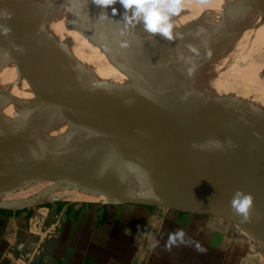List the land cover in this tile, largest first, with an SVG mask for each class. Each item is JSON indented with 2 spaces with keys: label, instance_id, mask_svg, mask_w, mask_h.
<instances>
[{
  "label": "water",
  "instance_id": "95a60500",
  "mask_svg": "<svg viewBox=\"0 0 264 264\" xmlns=\"http://www.w3.org/2000/svg\"><path fill=\"white\" fill-rule=\"evenodd\" d=\"M112 7L0 0V211L211 215L264 250V0H182L173 41Z\"/></svg>",
  "mask_w": 264,
  "mask_h": 264
},
{
  "label": "crops",
  "instance_id": "0c3cea01",
  "mask_svg": "<svg viewBox=\"0 0 264 264\" xmlns=\"http://www.w3.org/2000/svg\"><path fill=\"white\" fill-rule=\"evenodd\" d=\"M178 229L192 243L169 251L168 235ZM232 244L230 224L211 215L70 203L49 211H0V264H231Z\"/></svg>",
  "mask_w": 264,
  "mask_h": 264
},
{
  "label": "clouds",
  "instance_id": "9594fccd",
  "mask_svg": "<svg viewBox=\"0 0 264 264\" xmlns=\"http://www.w3.org/2000/svg\"><path fill=\"white\" fill-rule=\"evenodd\" d=\"M181 2L182 0H92L94 5L102 9H107L119 3L125 10L122 20L126 28L142 24L146 33L151 34L153 37L158 34L167 41H173L174 39L173 24L170 19L181 12ZM116 14L117 10L112 7V15L115 16ZM103 15L106 17L105 14ZM8 16L10 17V14ZM9 32V28L0 26V35H7ZM253 199L251 194L237 190L229 201L233 213L242 217V223L249 221ZM185 235L182 229L170 232L165 244L166 249L170 251L174 246L192 243V241L185 239ZM195 248L199 252L205 251L199 243H195Z\"/></svg>",
  "mask_w": 264,
  "mask_h": 264
},
{
  "label": "rangeland",
  "instance_id": "374dc122",
  "mask_svg": "<svg viewBox=\"0 0 264 264\" xmlns=\"http://www.w3.org/2000/svg\"><path fill=\"white\" fill-rule=\"evenodd\" d=\"M68 196H70L72 199L80 200L73 195L65 193V197L68 198ZM64 205L65 204L63 203H54V204L37 206L31 208L30 210L48 209L49 211V209H58ZM230 255L232 256V261L230 259L231 264H264V250H258L253 243L236 236L233 237V244H232V249L230 251Z\"/></svg>",
  "mask_w": 264,
  "mask_h": 264
},
{
  "label": "built area",
  "instance_id": "2783aa9c",
  "mask_svg": "<svg viewBox=\"0 0 264 264\" xmlns=\"http://www.w3.org/2000/svg\"><path fill=\"white\" fill-rule=\"evenodd\" d=\"M45 211L41 213H39V217H35L36 219L33 221V223L31 224V229L32 231H38V226H39V222L41 220V217L44 215Z\"/></svg>",
  "mask_w": 264,
  "mask_h": 264
},
{
  "label": "bare ground",
  "instance_id": "6f19581e",
  "mask_svg": "<svg viewBox=\"0 0 264 264\" xmlns=\"http://www.w3.org/2000/svg\"><path fill=\"white\" fill-rule=\"evenodd\" d=\"M18 84H19V83H17V82H14V83H13V85H14L13 90H14V91H18ZM73 196H75L76 198H78V199H80V200H84V199H87V198L89 197V196H84V197H83V196H78V195H74V194H73ZM92 199L95 200L94 197H92Z\"/></svg>",
  "mask_w": 264,
  "mask_h": 264
}]
</instances>
